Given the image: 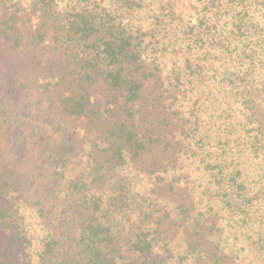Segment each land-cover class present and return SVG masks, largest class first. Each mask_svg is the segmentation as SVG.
<instances>
[{"label": "trees", "instance_id": "trees-1", "mask_svg": "<svg viewBox=\"0 0 264 264\" xmlns=\"http://www.w3.org/2000/svg\"><path fill=\"white\" fill-rule=\"evenodd\" d=\"M0 264H264V0H0Z\"/></svg>", "mask_w": 264, "mask_h": 264}]
</instances>
